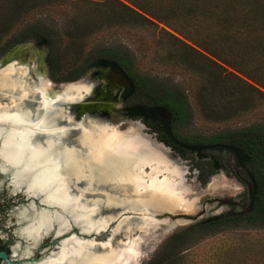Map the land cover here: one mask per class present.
<instances>
[{
  "label": "rangeland",
  "instance_id": "obj_1",
  "mask_svg": "<svg viewBox=\"0 0 264 264\" xmlns=\"http://www.w3.org/2000/svg\"><path fill=\"white\" fill-rule=\"evenodd\" d=\"M41 4L21 16L10 35L35 23L57 29L61 37L58 71L53 74L49 49L46 46H40L35 38L17 43L13 48L0 54V63L3 61L1 64L7 66L21 61L22 63L19 62L21 71L18 76L23 75V78L17 79L15 93L10 95L1 93L0 103H9L12 98L27 94L30 97L27 107L32 112H36L38 103L33 97L39 94V78L33 74L30 66H37L44 71L40 76H44L41 82L50 84L48 92L50 96L62 93L70 83L84 82L93 85L94 98L100 97L99 101L83 108L81 105L64 106L62 111L65 118L61 120L62 124L82 120L88 127L105 125L127 130L140 122L144 134L157 139V135L143 120L129 117L126 111L128 105L144 102L147 99L143 85H140L132 95L125 97L127 87L109 88V82L99 74L102 67L93 66L89 59L101 50L115 49L123 50L131 56L132 66L126 69V74L123 73L128 81L138 76H150L154 82L173 87L183 94L184 100L193 110L192 118L184 121L178 128L179 132L187 138L205 140L221 132L236 131L254 123L264 122V98L258 99L248 89L240 94L239 85L235 79L224 78L223 72L218 67L212 66L200 54L164 31L163 28L191 44L187 38L168 26L158 24V27L132 17L126 9L113 1L97 3L94 0H58ZM178 26L179 24H176V28ZM194 32L202 34L197 29ZM9 36L3 37V40L0 39V47ZM27 62L30 66L26 64ZM103 68L113 71L111 67ZM84 114L85 116L81 118ZM79 135L80 130H74L68 135L66 141L78 148L80 147ZM211 155L219 158L218 154L210 153L209 157ZM194 156L198 158L197 153ZM170 157L175 163L187 168L186 181L192 193H196L199 197L200 208L204 202L212 198L230 197L237 201L245 198V186L235 176H227L222 167L211 175L207 182H203L199 178V170L195 167L192 154L176 157L170 152ZM224 160L228 167L227 174H229L231 172L229 166L234 164V159L224 157ZM220 177H222L220 182L222 185H231L229 189L225 187L221 191L222 194L213 192L211 189L213 179H220ZM10 184H13V180L10 182L7 172L0 171V205H4L0 209V221L6 223V226H0V228L12 237L10 248L17 252V260L33 259L37 251L36 262L53 256L59 251L61 242L65 239L60 238L68 236L74 228L78 234L73 232L71 235L76 234L84 239L96 240V251L104 250L101 244L111 240L113 247L127 250L128 264H149L151 259L163 250L165 243L173 234L214 217L212 215L189 224L187 221L190 220L184 219L186 222L174 224L182 218L173 220L164 215L156 219L159 225L141 228L139 214L128 212L123 217L131 216L132 223H123L116 232L113 229L119 224L121 219L119 217L99 234H84L78 226L73 224L70 230L58 236L60 240L56 239V229H53L34 245V243L26 242V238L21 239L22 236L17 234L18 229L21 230L28 225V221L24 223L19 218V213L26 208L31 210L33 202L38 210L54 208L46 206L42 198L35 202L29 199L30 196H24V193L17 194L19 190L14 189L15 192H13L9 187ZM80 186L91 200L106 198L100 190L93 191L94 187L85 185L84 182H80ZM23 189L25 190L24 187ZM232 211L229 207H224L218 213L226 214ZM103 213L119 216L118 209L104 207ZM166 221H171L173 226L169 227V232L163 233ZM27 248L31 249V253L25 256L24 252ZM183 256L182 264H264V228L226 229L208 234L185 250ZM0 264L3 263L0 262ZM21 264L30 263L22 262Z\"/></svg>",
  "mask_w": 264,
  "mask_h": 264
},
{
  "label": "bare ground",
  "instance_id": "obj_2",
  "mask_svg": "<svg viewBox=\"0 0 264 264\" xmlns=\"http://www.w3.org/2000/svg\"><path fill=\"white\" fill-rule=\"evenodd\" d=\"M19 62L0 64V95L15 93L17 79L23 78L18 76ZM30 68L39 78V94L33 97L38 110L32 112L27 107L30 102L27 94L0 103V119L4 122L0 123V131L4 133L0 141L2 172L11 171L15 190L24 187L28 196H41L46 206L54 208L38 210L33 202L31 210L21 211L19 218L24 223L28 221V225L19 232L27 242L35 245L53 229L61 236L73 224L84 234H99L119 217V224L113 229L116 232L123 223H132L131 216L123 217L128 212L139 214L141 228H148L159 225L156 219L167 213L196 214L201 210L199 197L187 184V168L175 163L163 144L144 134L140 122L127 130L105 125L88 127L82 120L62 124L64 106L83 108L100 97L94 98L93 85L84 82L70 83L62 93L50 96L49 82H41L44 71L37 66ZM74 130H80L78 148L66 141ZM221 181L222 177L213 179V192L231 188ZM80 182L94 187L93 191L100 190L106 198L89 199ZM104 207L118 209L119 216L104 214ZM183 221L186 222L178 219L174 224ZM170 226L173 223L166 221L163 233L169 232ZM101 245L104 250L96 251L95 239L72 234L63 239L53 256L28 262L128 264L127 250L113 247L111 240ZM30 253L31 249L27 248L24 255Z\"/></svg>",
  "mask_w": 264,
  "mask_h": 264
},
{
  "label": "trees",
  "instance_id": "obj_3",
  "mask_svg": "<svg viewBox=\"0 0 264 264\" xmlns=\"http://www.w3.org/2000/svg\"><path fill=\"white\" fill-rule=\"evenodd\" d=\"M54 1L58 0H0V39L10 35L21 16L39 7L41 3ZM94 1L116 2L132 17L158 27V24L168 26L187 38L191 44L165 28L163 30L200 54L212 66L218 67L224 78L235 79L240 94L248 89L258 99L264 98V0ZM176 24H179L177 28ZM196 29L202 34H196ZM29 38H35L40 46L49 49L51 68L53 74H56L60 62L61 37L57 29L46 25L29 24L10 35L0 47V54ZM89 59L93 66L111 67L125 74L126 69L132 66L130 54L123 50L104 49ZM131 82L133 87L126 90L125 97L143 85L147 99L128 105V116L134 119L144 117L154 131L170 127L176 139H170L168 143L175 149L191 152L200 180L207 182L220 168V161L212 155L204 160L200 151L203 140L187 138L179 132V126L193 115L192 107L184 100L183 94L173 87L154 82L150 76H138ZM157 109L168 110L172 115V123L163 121L157 114H150V111ZM207 139L210 147L224 145L233 149L234 163L249 175L253 185L250 207L205 219L173 234L149 264H182L183 252L208 234L226 229L264 228V122L236 131L221 132ZM196 152L199 153L198 158L194 156Z\"/></svg>",
  "mask_w": 264,
  "mask_h": 264
},
{
  "label": "flooded vegetation",
  "instance_id": "obj_4",
  "mask_svg": "<svg viewBox=\"0 0 264 264\" xmlns=\"http://www.w3.org/2000/svg\"><path fill=\"white\" fill-rule=\"evenodd\" d=\"M101 73H99L102 77L103 74H109V73H106V69L108 68H103L105 66H101ZM110 70V69H109ZM114 70V69H113ZM111 76V74L109 75ZM112 78V76H111ZM116 87H121L120 84H118V81H116ZM133 87V84L131 86V88L127 87L126 90H131ZM150 114H157L160 116V118L163 120V121H167L169 124L172 123V115L171 113L166 110V109H157L155 111H150ZM155 118V117H153ZM140 120H143V122L145 124L148 125L149 129L152 130L156 135H157V139L161 142H164L165 144H167L169 147H171L178 156H189L191 155L192 153L191 152H183L181 150H178V149H175V147L168 143V140H175L176 139V136L171 133V128H167V129H162L161 131H154V129L148 124V122L145 120L144 117H140L139 118ZM201 153L204 155L203 159L204 160H207L209 159V154L212 153V154H218L219 155V161H220V167H222L223 169L226 170V172L228 171V167L226 166L225 164V160H224V157H229V158H233L234 157V151H233V154L231 156H228L226 153H224L223 151L219 150L220 148H223V147H228V146H224V145H216L214 147H210L209 144H208V139H205L203 140V143L201 145ZM197 154H199L198 152H196ZM231 172L228 174V175H233L236 177V179L241 182L244 186H245V191H246V194H245V198L242 200V201H239V203L241 204L242 207H239L237 205H229L228 207L232 210H236V211H243V210H247L249 207H250V204H251V201L252 199L249 198V193H248V183L252 184L251 183V180H250V177L247 173L241 171L237 166L236 164H232L229 166ZM219 169H217L218 171ZM216 171V172H217ZM253 187V185H252ZM4 205H0V209L3 208ZM227 214V213H226ZM219 215H223V214H219ZM219 215H215V216H219ZM214 216V217H215ZM0 226L4 227L6 226V223L5 222H1L0 221ZM20 233V232H19ZM11 243H12V237L9 236L8 234H6L4 232V230L2 228H0V252H4L7 256V259L4 258L3 256H0V262H2L3 264H10L9 261L11 262H17V256L18 254H16L15 251H13V249L10 248L11 246ZM32 244V242H31ZM15 252V253H14ZM13 264V263H12Z\"/></svg>",
  "mask_w": 264,
  "mask_h": 264
},
{
  "label": "water",
  "instance_id": "obj_5",
  "mask_svg": "<svg viewBox=\"0 0 264 264\" xmlns=\"http://www.w3.org/2000/svg\"><path fill=\"white\" fill-rule=\"evenodd\" d=\"M18 47H20V46H18ZM105 71H106V73H109V74H103L102 77L109 82V88L116 87L115 86L116 85V81H118V84H120L121 86H126V87L131 88L132 82L127 80V78L125 77V75L123 74V72L121 70H115L114 69L113 71H110V70H105ZM110 74H111L112 78H111V76H109ZM156 140L159 143L163 144V146H165L166 148H168L173 156L180 157L167 144H165L164 142L159 141L158 139H156ZM219 150L223 151L228 156H231L233 154V151H232V149L230 147H223V148H220ZM223 170L225 171L226 175L229 176L227 174L226 170L225 169H223ZM7 174L9 175V180L11 182V179H12L11 171H8ZM9 187L12 189L13 192H15L12 184H10ZM247 188H248L249 198L252 199L253 198V187H252V184L248 183ZM16 193L17 194L18 193H24L23 195L24 196H27V194H26V192H25L24 189H22L21 191H18ZM217 193L221 194L222 192H217ZM40 198H41V196L40 197H36V196H30L29 197V199H33L35 202H37V200H40ZM210 205H212V207H208ZM229 205H237L239 207H242L241 204L239 203V201H237L235 198H230V197L229 198H212V199H209L207 202H204L201 205V210L199 212H197L196 214L179 213V214H175L174 215V214H168L167 213L165 215L166 216L168 215L173 220L174 219H177V218H183L185 220H190V221H188V224H189V223H192V222H197V221H199V220H201L203 218H208L209 216H212V215L213 216L219 215L218 212H220L224 207H228ZM42 206H44V204H42ZM73 232H75L76 234H78L77 233V230H75L74 228H73V231L71 233H73ZM71 233L69 235H71ZM17 234L20 236L19 229L17 231ZM68 236L62 237L60 239L66 238ZM82 236H84V235H82ZM58 238L59 237L56 236V239H58ZM21 239H24V238L21 237ZM60 239H58V240H60ZM56 241H54V242H56ZM22 243H24V242L22 241ZM49 245H51V244H49ZM37 254H38V251L36 253L35 258H33V259L27 258V259L18 260L17 262H11V261H9V263L10 264H12V263L13 264H21L22 262L33 261V260H35L37 258ZM0 256H3L4 258L7 259V256H6V254L4 252H0Z\"/></svg>",
  "mask_w": 264,
  "mask_h": 264
},
{
  "label": "snow or ice",
  "instance_id": "obj_6",
  "mask_svg": "<svg viewBox=\"0 0 264 264\" xmlns=\"http://www.w3.org/2000/svg\"><path fill=\"white\" fill-rule=\"evenodd\" d=\"M0 123H4L2 119H0ZM3 136H4V133H3V131H0V141H2V139H3ZM2 158H3V157H2V156H0V159H2ZM0 171H2V168H0ZM33 171H34V170H33Z\"/></svg>",
  "mask_w": 264,
  "mask_h": 264
}]
</instances>
